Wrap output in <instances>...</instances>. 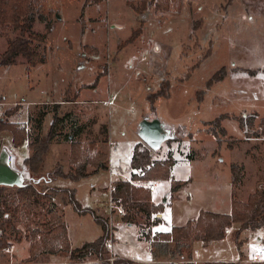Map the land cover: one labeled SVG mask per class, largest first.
Returning <instances> with one entry per match:
<instances>
[{
	"label": "rangeland",
	"instance_id": "rangeland-1",
	"mask_svg": "<svg viewBox=\"0 0 264 264\" xmlns=\"http://www.w3.org/2000/svg\"><path fill=\"white\" fill-rule=\"evenodd\" d=\"M129 1L136 5L141 2ZM143 1L146 9L136 14L123 0H101L84 9V0H39L32 33H45L46 38L34 39L32 43L33 48L46 52L48 64L27 72L23 56L18 55L12 64L0 67V115L8 108L4 101L21 100L22 107L16 104L22 109L18 108L12 119L28 131L30 139L47 133L54 111L64 116L50 146L46 171H51L56 163L64 171L69 170L71 141L66 135L72 132V125H83L76 140L86 153L90 142H94L95 150L106 152L107 170L78 181L59 177L47 183L74 188L82 205L108 219L114 236L108 244L109 251L140 262L150 257L147 243L137 238L139 223L144 220L137 218V228L127 227L122 214L117 208L112 209L109 201L115 180L129 177V156L134 144L141 142L135 127L143 115L158 113L164 121L180 125L179 138L151 150L154 159L171 154L174 160L170 179L147 182L156 184L155 190L150 191L151 198L154 195L156 203L163 201L167 207L156 227L158 231L184 225L200 210L228 213L233 192L238 200L246 201L255 189L264 187V137L257 133L264 116V0H231L226 10L227 0H183V8L180 0L178 11L174 3L168 10H156L149 5L156 0ZM40 15L45 23H41ZM142 20L140 36L123 45ZM194 21H201V26L193 32ZM18 35L14 30L0 31V53L7 40ZM86 44L98 47V53H85ZM208 51L209 55L203 58ZM221 66H225L226 76L205 88L207 78ZM246 69L257 72L250 75ZM97 75L95 86L82 88L79 95L92 101L74 103L77 87L93 84ZM159 89L167 94L159 96L151 107L147 96ZM198 90L201 91L197 93ZM112 95V104L103 101ZM24 100L54 102L30 105ZM218 115H223L219 124L215 121ZM221 128L225 131L221 132ZM3 146L16 154L15 165L20 167L28 154L26 145L13 147L10 133L4 131L0 132V149ZM232 163L242 168L236 188L231 183ZM173 186L177 189L172 192L169 189ZM45 205L63 214L72 247L91 241L100 233L91 215L77 214L62 201L61 194ZM45 216V207H33L34 226ZM117 221L122 224L114 229ZM17 226L24 229L22 223ZM234 229L236 225L224 232L223 239L208 245L194 241L192 263L264 264V256L253 258L264 249V227L243 230L240 246L235 244ZM29 243L24 234L19 241L11 237L9 248L0 250V264H30L23 261ZM159 259L157 264L186 263V258L179 256ZM67 262L63 255H51L47 264ZM78 264L102 262L87 256Z\"/></svg>",
	"mask_w": 264,
	"mask_h": 264
},
{
	"label": "trees",
	"instance_id": "trees-1",
	"mask_svg": "<svg viewBox=\"0 0 264 264\" xmlns=\"http://www.w3.org/2000/svg\"><path fill=\"white\" fill-rule=\"evenodd\" d=\"M101 0H84V9L88 4L98 3ZM231 0H227L224 10L227 9ZM134 12L141 14L146 9L144 1L139 5L126 0ZM170 3H174V9L179 10L180 0H156L150 2L156 10H168ZM150 5V6H151ZM39 8V0H0V31L14 30L19 35L7 40L6 48L0 53V67L12 64L18 55H22L27 64L26 70L47 61L46 52H40L33 48L32 41L38 39L45 40L46 35L32 33L34 14ZM39 18H44L40 15ZM81 19V27L84 30V20ZM143 20L140 21L131 33L130 37L124 41L127 45L135 41L143 30ZM201 26V21L192 23L193 32ZM84 52L98 53V49L90 45L84 46ZM209 55L205 53L203 58ZM198 63L188 69L186 77ZM248 74L254 75L256 69H246ZM264 73V69H263ZM227 74L225 66H221L207 78L204 85L209 88L212 84L221 81ZM99 75L93 84L84 85L94 87ZM201 90H198L200 92ZM167 91L159 89L157 92L147 96L150 106L159 96H164ZM77 95V93H76ZM202 97H198L201 100ZM60 103H56V106ZM19 105L8 107L0 115V132L8 131L11 135V143L15 148H20L26 144L28 154L22 160L28 171L34 176H50V180L65 178L71 181L89 177L100 170L108 169V155L106 152L95 150L94 142L87 144V153L82 143L76 138L83 131V125H72L73 130L66 137L70 139L69 163L70 168L64 171L60 164L55 165L51 171L45 170V163L49 157L50 146L53 139L59 134L58 126L64 120V116H59L56 111L52 115L48 131L44 135H35L29 138L28 131L20 124L9 121L8 118L16 113ZM66 116V114H65ZM223 115L215 118L217 124ZM243 121V120H242ZM225 130L221 128V132ZM257 133L264 137V116L260 118ZM215 136L216 133L213 132ZM174 160L171 154L166 158L158 160L152 157V151L143 142L134 144L128 162L129 179H116L110 192V202L119 207L122 211L121 219L127 223L138 225L137 218L144 221L139 223V236L149 243V250L153 257L179 256L186 258L185 264H193L192 243L200 241L203 245H208L213 241L223 239L224 232L229 227L236 225L234 229V240L237 246L242 241L239 235L243 230H257L264 227V187L255 189L250 193L246 201L237 199L232 193L230 211L220 213L215 211L200 210L195 218L187 220L184 225H173L169 230L151 232L153 225L161 223V213L166 204L163 201L155 203L151 198V192L144 186L149 181H165L171 177V169ZM47 174V175H46ZM242 177V168L236 163L231 164V183L236 188ZM177 186L171 187L170 191H176ZM62 195V201L71 206L79 215L90 214L94 222L100 227L101 234L91 241H85L77 247H71L68 237L67 225L63 219V214L53 207H46V202H51L57 195ZM46 208V216L43 221L34 226L32 221L33 207ZM160 215V216H159ZM22 223L24 229L17 226ZM112 227L108 219L92 208L82 205L75 197V189L71 187L51 186L47 181H42L36 186L27 185L24 187L9 188L0 186V250L8 249L11 237L21 240L22 235L29 240L28 255L23 259L30 264H47L51 255H63L68 258L65 264H78L87 256H95L101 260L102 264H133L129 258L114 257L109 263L108 244L112 239ZM185 252H187L185 254ZM200 264H236L234 261H205Z\"/></svg>",
	"mask_w": 264,
	"mask_h": 264
},
{
	"label": "water",
	"instance_id": "water-1",
	"mask_svg": "<svg viewBox=\"0 0 264 264\" xmlns=\"http://www.w3.org/2000/svg\"><path fill=\"white\" fill-rule=\"evenodd\" d=\"M179 126L164 121L158 113H147L138 120L135 133L149 149L156 151L166 141L180 137ZM15 156L16 154L7 146L0 149V186L9 188L36 186L42 181L51 179L50 176L31 175L23 163L17 167Z\"/></svg>",
	"mask_w": 264,
	"mask_h": 264
},
{
	"label": "crops",
	"instance_id": "crops-1",
	"mask_svg": "<svg viewBox=\"0 0 264 264\" xmlns=\"http://www.w3.org/2000/svg\"><path fill=\"white\" fill-rule=\"evenodd\" d=\"M124 2H125V4L128 6V4L126 3V0H123ZM136 1H140V0H136ZM94 4H97V3H94ZM130 7V6H129ZM131 8V7H130ZM182 8H183V0H182ZM132 9V8H131ZM133 10V9H132ZM152 10V8H150V9H148V11H151ZM134 11V10H133ZM156 13H158V12H154V14H156ZM166 13V12H165ZM137 14V13H136ZM145 15V14H144ZM41 23H45V20H43V22H41ZM32 45H33V43H32ZM86 45H88V44H86ZM90 46H93V45H90ZM93 47H95V48H97L98 50H99V48L98 47H96V46H93ZM23 60V62H24V69L26 70V66H27V64H26V62H25V59L24 58H22ZM48 64V58H47V61L46 62H44V63H41V64H37L36 66H34V67H31L30 69H29V71L30 72H33L36 68H38L39 66H44V65H47ZM7 66H9V65H7ZM27 71V70H26ZM28 72V71H27ZM29 72V73H30ZM82 88H86V87H77V89H76V93H77V98H76V101H74V103H76V102H86V103H89V102H87V101H92V100H83L82 98H79V95H80V93H81V90H82ZM94 101V100H93ZM104 102L105 101H107L106 99L105 100H103ZM50 102H54V101H47V100H44V101H38V102H36V101H33V100H30V101H27V100H24V103H28V104H30V105H38V104H41V103H50ZM3 103H8L7 104V107H9V106H11V105H13V104H16V103H19L20 105H21V107L23 106V102L20 100H18V101H14V102H6V101H4ZM59 103H60V101H59ZM6 107V108H7ZM21 109L22 108H20V110L19 111H21ZM29 110H31V109H29ZM28 110V111H29ZM28 111H27V113H28ZM10 120L11 121H13V122H17L18 120H13L12 119V116H11V118H10ZM107 133V132H106ZM24 145H26V144H24ZM23 145V146H24ZM132 153V152H131ZM131 156V155H130ZM129 156V157H130ZM130 159V158H129ZM152 200L156 203L157 202V200H155V198H154V195L152 196ZM109 203H110V206H111V208L112 207H115V208H117L118 209V212H120L121 214H122V211H121V209L119 208V207H116V206H114V205H112V203L109 201ZM63 208H64V205L62 206ZM167 208V207H166ZM165 208V209H166ZM113 209V208H112ZM111 209V211H113ZM164 209V212H162V214H161V217L163 218L164 217V215H165V212H166V210ZM63 219H64V216H63ZM64 221H65V219H64ZM119 221V220H118ZM117 221V222H118ZM66 222V221H65ZM116 222V225H115V227H113L114 229H116L117 228V226L118 225H120V224H122V223H120V222H118L117 223ZM161 223H159V224H156V225H153L152 227H151V232L152 233H154L155 231H158V229H156V227L157 226H159ZM66 225H67V223H66ZM125 225L127 226V227H132V226H135L136 228H137V224H135V223H132V224H130V223H127V222H125ZM183 225V224H182ZM68 226V225H67ZM98 226V225H97ZM99 227V226H98ZM99 229H100V227H99ZM170 229V228H169ZM168 229V230H169ZM260 229V228H259ZM67 232H68V228H67ZM101 234V230H100V233L97 235V236H99ZM96 236V237H97ZM138 236H139V233H138ZM137 236V238H138V240H143V241H145L146 243H147V247H148V250H149V243H148V241H146L144 238H142V237H138ZM68 237H69V233H68ZM95 237V238H96ZM94 238V239H95ZM69 239H70V237H69ZM112 241L114 240V236L112 235V239H111ZM261 240V239H260ZM72 247V246H71ZM112 248H113V246H112ZM192 248V247H191ZM261 249H263V248H261ZM110 253H111V250H110ZM149 253H150V250H149ZM111 255V257L112 258H114V257H123V256H120L119 254H114V253H111L110 254ZM192 256H193V252H192ZM264 256V255H263ZM123 258H126V257H123ZM129 259H131V258H129ZM161 259V258H160ZM158 257L156 258V257H153L152 255H151V253H150V257H149V259H147V260H143V262H140V260H134V259H131L132 261H133V264H157L158 263V261L160 260ZM97 261H98V259H97ZM191 261L192 262H194L193 261V259H191Z\"/></svg>",
	"mask_w": 264,
	"mask_h": 264
},
{
	"label": "built area",
	"instance_id": "built-area-1",
	"mask_svg": "<svg viewBox=\"0 0 264 264\" xmlns=\"http://www.w3.org/2000/svg\"><path fill=\"white\" fill-rule=\"evenodd\" d=\"M115 99V95H112L110 97V99H108L107 101H105V103L107 104H112L113 100ZM0 109H1V105H0ZM124 179H129L128 177H124ZM144 186L148 187L150 191H154L156 184L154 182H150V183H146ZM113 188V186L111 187V189ZM225 232H228V229L225 230ZM264 255V249H260L257 251L256 254L253 255L254 259H260L262 256Z\"/></svg>",
	"mask_w": 264,
	"mask_h": 264
}]
</instances>
